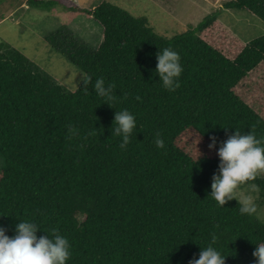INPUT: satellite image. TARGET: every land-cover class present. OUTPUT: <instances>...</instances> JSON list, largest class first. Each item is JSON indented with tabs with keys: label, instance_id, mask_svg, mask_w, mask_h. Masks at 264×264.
Instances as JSON below:
<instances>
[{
	"label": "trees",
	"instance_id": "trees-1",
	"mask_svg": "<svg viewBox=\"0 0 264 264\" xmlns=\"http://www.w3.org/2000/svg\"><path fill=\"white\" fill-rule=\"evenodd\" d=\"M220 10L248 11L264 22V0H229ZM220 12L169 38L111 3L86 11L103 29L97 47L68 29L45 43L83 80L91 77L87 89L83 80L66 89L22 51L0 43V225L9 236L24 220L38 224V236L58 229L71 244L68 264H188L210 245L225 264H256L252 254L264 243V178L248 182L260 192L253 216L241 215L236 200L218 207L208 195L221 143L236 129L264 139V36L244 43ZM164 48L181 57L174 92L156 73ZM98 78L106 89L116 86L111 106L95 93ZM123 109L137 123L126 149L113 136L115 113ZM157 134L163 149L154 143ZM212 136L217 143L210 149Z\"/></svg>",
	"mask_w": 264,
	"mask_h": 264
},
{
	"label": "rangeland",
	"instance_id": "rangeland-1",
	"mask_svg": "<svg viewBox=\"0 0 264 264\" xmlns=\"http://www.w3.org/2000/svg\"><path fill=\"white\" fill-rule=\"evenodd\" d=\"M57 4L54 9L38 10L27 0H0V43L22 51L38 72L53 78L68 90H76L83 73L45 43L47 36L66 29L91 47L103 41V29L84 13L111 3L135 17H145L154 31L163 37L184 35L209 15L221 11L229 0H45ZM220 21L244 43L264 36V22L244 10L221 11ZM1 166V162H0ZM264 178V174H260ZM254 203L258 190H241ZM258 192V195H257ZM257 208L260 203L255 204ZM263 214L259 218L264 222Z\"/></svg>",
	"mask_w": 264,
	"mask_h": 264
},
{
	"label": "clouds",
	"instance_id": "clouds-1",
	"mask_svg": "<svg viewBox=\"0 0 264 264\" xmlns=\"http://www.w3.org/2000/svg\"><path fill=\"white\" fill-rule=\"evenodd\" d=\"M156 73L161 85L169 92L180 87V77L183 72L181 57L171 48L160 49L157 54ZM91 77H85L83 87L87 89ZM103 78L96 79L93 84L96 95L110 106L116 99L115 84H107ZM139 99V97H137ZM137 128L136 117L128 109L116 111L113 136L121 138L120 148L126 149L132 134ZM227 129V128H225ZM71 135L76 130L71 128ZM94 133L90 132L91 136ZM209 148H215L217 140L210 137ZM154 143L163 149L165 141L157 134ZM219 171L212 177L210 196L218 207H224L229 201L236 200L241 215L253 216L257 209L251 195L244 194L241 186L246 185L251 190H257V185L248 184L260 174H264V139H258L253 131L241 132L236 129L227 140L223 141L217 152ZM41 231L38 224L31 220L19 221L15 225L14 234L9 236L8 228L0 225V264H68L72 248L67 237L61 235L58 229H52L51 235L38 236ZM212 243H215L213 237ZM256 264H264V243L257 244L253 252ZM226 256L211 245L201 248L199 257L191 259L188 264H225Z\"/></svg>",
	"mask_w": 264,
	"mask_h": 264
},
{
	"label": "crops",
	"instance_id": "crops-1",
	"mask_svg": "<svg viewBox=\"0 0 264 264\" xmlns=\"http://www.w3.org/2000/svg\"><path fill=\"white\" fill-rule=\"evenodd\" d=\"M27 2H28V0H27Z\"/></svg>",
	"mask_w": 264,
	"mask_h": 264
}]
</instances>
